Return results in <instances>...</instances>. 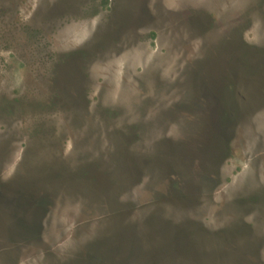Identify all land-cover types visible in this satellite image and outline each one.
<instances>
[{
    "label": "rangeland",
    "instance_id": "obj_1",
    "mask_svg": "<svg viewBox=\"0 0 264 264\" xmlns=\"http://www.w3.org/2000/svg\"><path fill=\"white\" fill-rule=\"evenodd\" d=\"M62 1L0 0V264H264V0Z\"/></svg>",
    "mask_w": 264,
    "mask_h": 264
},
{
    "label": "bare ground",
    "instance_id": "obj_2",
    "mask_svg": "<svg viewBox=\"0 0 264 264\" xmlns=\"http://www.w3.org/2000/svg\"><path fill=\"white\" fill-rule=\"evenodd\" d=\"M62 1V0H61ZM63 2V1H62ZM57 8V7H56ZM63 8V7H62ZM53 11H56L55 9H52ZM51 12V11H50ZM51 14V13H50ZM56 14H58V13H56Z\"/></svg>",
    "mask_w": 264,
    "mask_h": 264
}]
</instances>
